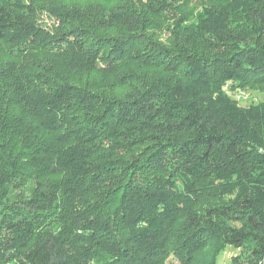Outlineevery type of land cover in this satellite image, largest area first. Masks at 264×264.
<instances>
[{"label": "trees", "instance_id": "16d2710c", "mask_svg": "<svg viewBox=\"0 0 264 264\" xmlns=\"http://www.w3.org/2000/svg\"><path fill=\"white\" fill-rule=\"evenodd\" d=\"M51 1L0 0V264H264V0Z\"/></svg>", "mask_w": 264, "mask_h": 264}, {"label": "rangeland", "instance_id": "374dc122", "mask_svg": "<svg viewBox=\"0 0 264 264\" xmlns=\"http://www.w3.org/2000/svg\"><path fill=\"white\" fill-rule=\"evenodd\" d=\"M55 7V9H66L69 11H78L81 13L88 14V11L92 8H101L105 12H113L118 7V4L110 0H53L51 3L39 4L35 7L31 18L35 23L45 29L51 31L55 30L59 23L57 19L51 14L50 8ZM44 56L41 55H30L27 57V62L25 63L22 60L14 57L8 52V48L0 43V71H11L14 66H17L19 69H22L30 75L34 74L33 72H38L37 67L41 66L44 63ZM14 85H12L13 88ZM249 96V101L246 104L250 103H259L264 100V96L260 95L254 91H246ZM32 184H28V187ZM28 190L26 189V192ZM240 254V251L235 248H228L224 251L218 259L217 264H234L232 261L233 256ZM173 264H178L176 261H173Z\"/></svg>", "mask_w": 264, "mask_h": 264}, {"label": "built area", "instance_id": "2783aa9c", "mask_svg": "<svg viewBox=\"0 0 264 264\" xmlns=\"http://www.w3.org/2000/svg\"><path fill=\"white\" fill-rule=\"evenodd\" d=\"M239 96L244 98V99H248L249 98V96L247 95L246 92L245 93L244 92L239 93Z\"/></svg>", "mask_w": 264, "mask_h": 264}]
</instances>
